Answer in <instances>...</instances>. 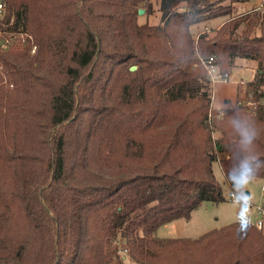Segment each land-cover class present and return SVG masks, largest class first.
<instances>
[{"label": "trees", "instance_id": "trees-1", "mask_svg": "<svg viewBox=\"0 0 264 264\" xmlns=\"http://www.w3.org/2000/svg\"><path fill=\"white\" fill-rule=\"evenodd\" d=\"M0 1V264H264L252 223L157 235L225 200L214 162L232 188L264 179V11L195 41L240 0ZM156 2L160 22H140ZM212 55L222 73L257 62L237 93L254 109L212 108Z\"/></svg>", "mask_w": 264, "mask_h": 264}, {"label": "rangeland", "instance_id": "rangeland-1", "mask_svg": "<svg viewBox=\"0 0 264 264\" xmlns=\"http://www.w3.org/2000/svg\"><path fill=\"white\" fill-rule=\"evenodd\" d=\"M235 11L232 15H227L223 17H218L210 20L207 24L202 22L200 25H193L191 27L192 34L197 39V36L203 31H211L213 35L214 31L221 26L222 22L226 20L244 15L246 13H254L255 11H264V0H240L235 3ZM159 4L154 3L153 10L150 13L144 12L139 15L140 22H149L150 24H157L160 22L161 14L158 11ZM144 9V8H142ZM256 34H259L257 29ZM197 47H198V43ZM195 44V45H196ZM199 49V47H198ZM258 64L254 60H247L244 58H238L236 60L235 66L230 69L231 77L225 81H217L214 86L215 99L212 100L213 108H223L234 106L238 99V84L240 80H245L248 82L252 80L256 74ZM213 90V89H212ZM216 137V133H214ZM220 158L223 155L220 154ZM214 173L217 181L222 185L225 195V200L219 203H214L211 201L204 202L201 206L196 208L190 219L181 218L178 223L171 224L164 229H160L159 235L167 234L169 237H200L204 233L213 230L221 229L231 223L239 222L238 213L240 212V207H247L243 201V197L238 188H232L225 180L223 171L221 169L220 163L218 161L213 164ZM264 185V179L253 178L247 185V194L252 197L250 217L252 224L261 215L258 213V207L264 206V190L262 186ZM231 192L236 194L234 199H231ZM249 192V193H248ZM264 219V216H262ZM128 264H139L136 262L131 263L129 259L126 261Z\"/></svg>", "mask_w": 264, "mask_h": 264}, {"label": "clouds", "instance_id": "clouds-1", "mask_svg": "<svg viewBox=\"0 0 264 264\" xmlns=\"http://www.w3.org/2000/svg\"><path fill=\"white\" fill-rule=\"evenodd\" d=\"M235 123V122H234ZM240 136H241V145L245 148H252L255 145L256 140L259 139V131L257 129L248 130L246 128L240 129ZM255 175L251 174L250 169H245L240 172L238 176H231L230 180L233 184V187L238 188L242 197L243 201L247 205V207H240V212L238 213V220L242 227H245L248 223L251 222L250 217V208L252 197L247 194V185L251 182Z\"/></svg>", "mask_w": 264, "mask_h": 264}, {"label": "built area", "instance_id": "built-area-1", "mask_svg": "<svg viewBox=\"0 0 264 264\" xmlns=\"http://www.w3.org/2000/svg\"><path fill=\"white\" fill-rule=\"evenodd\" d=\"M4 11V5L3 3L0 1V15L3 13ZM199 35L197 36V40H198ZM9 40H4V41H0V47L2 48H8L9 46ZM36 47H34L33 52H35ZM200 60L202 62V65L205 67V69L208 72L209 78L211 80V84H212V100L214 101L215 99V94H214V86L215 83L217 81H225L227 82L230 77L231 74L229 73H222L220 71V68L216 62V58L214 55L212 56H208V57H203L200 56ZM239 83L245 84V80H240ZM243 104H247L249 107H251L252 109H254L257 105L256 101H253L252 99H248L247 101H243V100H239L236 102L235 105H243ZM234 105V106H235ZM233 106H230V108H232ZM213 108V107H212ZM212 113H210V118H212ZM262 189L264 190V185L262 186ZM236 197V194L234 192H231V199H234ZM258 213L261 215V218H258L256 220L255 225L257 226V228L262 229L263 227V217L264 216V207H258Z\"/></svg>", "mask_w": 264, "mask_h": 264}, {"label": "crops", "instance_id": "crops-1", "mask_svg": "<svg viewBox=\"0 0 264 264\" xmlns=\"http://www.w3.org/2000/svg\"><path fill=\"white\" fill-rule=\"evenodd\" d=\"M205 23V22H204ZM207 23V22H206ZM209 23V22H208ZM207 23V24H208ZM224 22H222L221 23V25L223 24ZM201 23H199V24H197V25H200ZM249 193V192H248ZM264 207V206H263ZM178 220H180V219H178ZM178 220H175V221H173V222H170V223H167V224H165V225H163V226H161L159 229H158V232H157V235L158 236H160V237H169V236H166L167 234H165V236L163 235H159V231H160V229H164V231L166 230V228L168 227V226H170L171 224H173L174 225V223H178L177 221ZM255 223H256V221H255ZM263 232H264V221H263V227H262V229H261Z\"/></svg>", "mask_w": 264, "mask_h": 264}, {"label": "water", "instance_id": "water-1", "mask_svg": "<svg viewBox=\"0 0 264 264\" xmlns=\"http://www.w3.org/2000/svg\"><path fill=\"white\" fill-rule=\"evenodd\" d=\"M143 12H144V9H140L139 14H142ZM136 68H137V66L134 65V66L131 67V70H135Z\"/></svg>", "mask_w": 264, "mask_h": 264}]
</instances>
